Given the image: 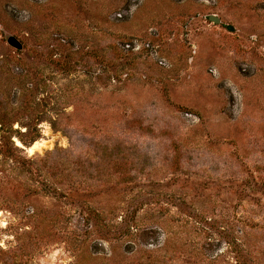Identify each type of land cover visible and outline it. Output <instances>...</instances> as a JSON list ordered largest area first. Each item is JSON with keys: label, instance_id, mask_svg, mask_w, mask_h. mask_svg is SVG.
Listing matches in <instances>:
<instances>
[{"label": "rangeland", "instance_id": "rangeland-1", "mask_svg": "<svg viewBox=\"0 0 264 264\" xmlns=\"http://www.w3.org/2000/svg\"><path fill=\"white\" fill-rule=\"evenodd\" d=\"M0 264H264V0H0Z\"/></svg>", "mask_w": 264, "mask_h": 264}, {"label": "bare ground", "instance_id": "bare-ground-1", "mask_svg": "<svg viewBox=\"0 0 264 264\" xmlns=\"http://www.w3.org/2000/svg\"><path fill=\"white\" fill-rule=\"evenodd\" d=\"M16 142V146L18 147H22L21 144L18 141ZM46 142H34L29 148H27V151L30 155H32L35 151H41L42 149H44L46 147ZM24 149V148H22Z\"/></svg>", "mask_w": 264, "mask_h": 264}, {"label": "water", "instance_id": "water-1", "mask_svg": "<svg viewBox=\"0 0 264 264\" xmlns=\"http://www.w3.org/2000/svg\"><path fill=\"white\" fill-rule=\"evenodd\" d=\"M211 19V18H210ZM219 21H217V23H218ZM229 30L230 31H232V29L231 28H229ZM8 44L11 46V47H13V48H15L16 50H21V48H22V46L20 45V43L16 40V39H14V38H9L8 39ZM26 148H24L23 150H25Z\"/></svg>", "mask_w": 264, "mask_h": 264}]
</instances>
